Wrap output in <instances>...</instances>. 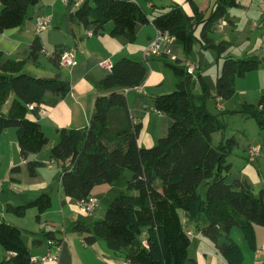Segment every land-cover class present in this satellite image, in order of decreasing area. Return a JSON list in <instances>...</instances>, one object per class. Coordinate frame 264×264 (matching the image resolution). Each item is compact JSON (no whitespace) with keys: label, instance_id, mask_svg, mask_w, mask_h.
Masks as SVG:
<instances>
[{"label":"trees","instance_id":"1","mask_svg":"<svg viewBox=\"0 0 264 264\" xmlns=\"http://www.w3.org/2000/svg\"><path fill=\"white\" fill-rule=\"evenodd\" d=\"M40 1L0 0V36L33 18L32 10ZM185 1L191 7L190 14L172 3L167 12L150 18L138 0H85L71 13V19L85 28L93 27L96 33L113 22L111 35L126 36L131 42L136 40L139 24L152 23L157 30L174 36L186 57L194 53L196 41L205 49L214 48L224 57L216 79V97L231 99L236 93L237 78L264 67V57L256 54L241 59L226 57L230 43H216L210 36L221 20L228 19L230 9L240 6V1L216 0L213 7L206 9L196 0ZM68 48L56 47L52 57L55 64H60ZM43 50L40 37L32 41L27 57L20 60L6 58L0 50V136L8 128L16 129L21 156L32 176L43 163L29 157L49 142L39 122L46 95L52 94L57 101L71 91L70 82L59 75L39 77L24 71L28 61L38 64ZM172 61L166 64L176 75V88L153 96V106L173 122L166 136L152 147L138 143L142 125L134 122L126 94L127 89L145 82L149 68L143 61L126 56L97 82L102 92L94 99L90 124L59 131L60 139L49 157L62 170L61 185L66 196L78 202L92 196L97 184H114L124 169L133 172L127 190L110 201L102 219L91 225L75 224L74 230L84 234L88 244L104 239L111 250L124 254L131 264H188L195 260L189 252L192 235L180 215L184 210L190 220L205 216V224L197 228L216 243L223 257L219 264H244V251L230 234L239 227L250 248L257 251L255 226H264V188L256 193L246 180L230 179L229 157L238 141L235 137L214 141V133L222 131L225 124L207 106L213 90L202 75L196 74L194 79L187 72V63L182 64L178 58ZM197 84L201 98L193 92ZM10 96L13 99L5 113L3 107ZM231 112L255 118L264 131V90L256 104L239 103ZM12 171L20 172V166ZM204 182L207 190L201 192ZM51 207L52 196L43 192L24 204H8L6 210L25 217L31 208H36L39 221ZM51 234L54 232L48 230L46 236ZM222 234L229 241L220 243ZM22 235L19 226L0 221V244L7 256L12 251L17 253L11 259L6 256L3 264H31L30 248Z\"/></svg>","mask_w":264,"mask_h":264},{"label":"crops","instance_id":"2","mask_svg":"<svg viewBox=\"0 0 264 264\" xmlns=\"http://www.w3.org/2000/svg\"><path fill=\"white\" fill-rule=\"evenodd\" d=\"M239 1L240 6L235 8L245 7L242 5L241 0ZM254 1L259 2L261 0H247V11L252 10ZM58 3H61L65 8H58ZM138 3L150 18L166 11V5L162 4L164 8L155 13L154 11L160 6H157L154 0H145L143 3L141 0H138ZM172 3L181 5L184 10L186 9L185 11L188 14L192 12L189 3L185 0H172ZM198 5L202 9H206L213 7L215 4L212 6L209 0H205L203 6L199 3ZM39 12L48 13L53 17L52 25L41 32H38L35 21V15ZM230 12L228 19L222 21L225 22L224 24L219 22L216 25V28L221 29L230 23L233 27L235 26L230 36L224 33V36L218 39L213 37V32L210 34L215 42L226 40L230 43V48L225 56L241 59L256 54L264 57V37L262 36L264 34L260 35L257 31L258 37L251 40V34L255 32L253 29L259 26L264 27L262 18L261 22L257 19H248L247 23L239 27L240 24L235 19L237 16L234 15L233 19L230 16ZM71 13L69 7L59 0H41L32 10L33 18L28 19L19 27L6 30L0 36V50L4 52L6 58L16 60L26 58L32 41L36 37H40L44 50L39 56L38 64L28 61L24 71L39 77L59 75L71 84V91L57 101H55V97L52 94L48 93L46 95L45 103L40 111L39 122L49 137V142L42 151L31 154L29 157L30 160L48 164V167L51 169L53 167H50L51 165L48 163L50 150L60 139L59 131L63 128H85L90 124L94 99L98 93L102 92V90L98 89L97 82L103 80L111 72L112 68L105 66L103 64L104 61H108L113 65L121 57L126 56L143 61L150 70L145 82L141 86L129 88L126 92L130 113L134 122L142 125L138 136L140 146L152 147L155 145L158 141V132H154L152 128L162 123L163 130L160 131L159 137L161 138L164 135L166 136L173 122L171 117L155 109L153 106V96L166 93L176 87L177 79H168L167 73L164 71V61L165 63L174 61L167 56L144 57V48L155 38L157 28L152 23L139 24L136 28V40L131 42L126 36L114 37L111 35V30L114 26L113 22H108L103 31L96 33L93 27L85 28L82 24L73 22ZM263 15L264 12L262 13V17ZM89 30L94 31L92 35H88ZM196 34H199V29ZM61 45L69 47L68 50L77 58V65L66 67L54 63L52 57L56 47ZM168 48L173 55L182 61V64L183 61L184 64L188 62L193 63L196 67V74L202 75L213 90L216 86L217 77L213 79L207 76L205 56L209 58L208 67L216 65L217 76L221 72L224 57L221 58L217 51H215L217 53L213 54L210 52L211 49L206 50L205 48L199 50L201 56L198 54V59L193 54L190 57H186L181 46L176 41L169 43ZM161 69L162 73H160ZM235 88V95L229 99L232 100L231 103L227 102L224 106L222 98H215L217 111L214 112H222L223 114L226 112L228 118L236 116L243 127L230 134L224 133V135H220L218 141L230 137L237 139L238 145L229 157V162L231 163L230 179L240 178L246 180L254 188L255 192L259 193L264 188V147L261 153L254 159H250L248 150L254 145H264V131L256 124L255 134L253 135L254 130L248 133L246 123L253 124L250 121L254 119L246 116L244 113L231 111L239 103L250 102L256 104L258 102L264 90V67L249 72L244 77L237 78ZM207 106L209 108L208 101ZM212 107H214V103ZM8 149L12 153L9 156L6 155ZM6 159L8 168L11 170V179L14 183L8 185V190L4 193L6 195L5 200L2 198L4 195H0V221L4 220L17 225L23 230L22 238L30 248L32 258L36 256L41 257L46 255L50 250H54L57 240H60V242L58 241L60 247L58 259L46 261L44 264H131L124 254L111 250L104 239L99 238L95 243L88 244L85 241V235L74 230L75 224L85 223L91 225L102 218L96 216L97 218L95 219L97 220L92 223H89L88 219L84 218V214L79 209L78 202L66 196L63 191L61 185L62 170L59 166V185L55 188L48 182V177H45L42 173L39 174L36 171V175L32 176L30 174L27 161L21 156L16 129L8 128L0 136V160L5 161ZM15 166H20V172L12 171V168ZM40 179L42 181H38ZM43 192L52 196V207L41 214L39 221L36 218V226H26L28 221H23L25 220L23 217H17L8 211L7 213L4 211L8 204H24L27 201L35 199ZM91 195L94 196L93 193ZM116 195L115 192L111 193V197L113 198ZM57 201V207L60 209L57 213L61 212V217L56 216L54 213ZM30 210L33 209L31 208ZM180 215L187 226L186 229L192 231L194 235L190 219L187 218L186 214L183 216L181 212ZM60 225L63 226V230H61ZM48 230L54 232V234H51V237L46 236ZM201 231L199 230V232ZM50 239L52 242H50ZM257 247V249L260 248L258 239ZM258 254H256V257L259 258ZM6 256L7 252L0 244V264L4 263ZM220 262H223V258L218 256L214 257L212 264H219ZM188 264L196 263L189 262ZM197 264L208 263L204 262L200 256Z\"/></svg>","mask_w":264,"mask_h":264},{"label":"rangeland","instance_id":"3","mask_svg":"<svg viewBox=\"0 0 264 264\" xmlns=\"http://www.w3.org/2000/svg\"><path fill=\"white\" fill-rule=\"evenodd\" d=\"M156 5L157 6H160V7H157L156 11H154L155 13L158 12V10L164 8L162 6V4H165L166 5V11L167 12L169 9H170V6L171 5V1L172 0H154ZM204 1L205 0H197V2L203 6L204 5ZM212 4V6L215 4L216 0H209ZM247 0H241V3L243 6L245 7H242V8H232L230 9V16L233 17L234 19V15H236L237 17H235L236 19V22L240 24L239 27H242L244 25V23H247V20L248 19H257V20H260L259 22H261V18L263 19L264 18V15L262 17V13L264 12V0H261L259 2H255L253 5H252V10L251 11H247L248 9V4L246 3ZM141 2H145V0H141ZM65 8L62 6L61 3H58V8ZM66 10V9H64ZM186 10V9H185ZM247 11V12H246ZM154 13V14H155ZM163 13V14H164ZM56 20V19H55ZM222 24V22H221ZM262 24H263V20H262ZM264 25V24H263ZM235 27V26H234ZM232 26V24H228L225 28L221 29V28H216V30L213 31V37L215 38H222L224 35V33H226L227 35L230 36V33L232 31V29L234 28ZM255 32H253L251 34V40H254L258 37L257 35V31L258 33L261 35V34H264V27L262 26H259L258 28H254L253 29ZM157 34H158V30H157ZM157 34L155 36V38L144 48V50L153 43V41L156 39L157 37ZM226 36V35H225ZM264 37V35H262ZM228 40V38H227ZM216 43H219V42H216ZM164 49L166 50H169L168 48V43L164 46ZM200 49H204L202 46H201V43L199 41H196V44H195V50H194V57L198 59L197 55L200 54L201 56V52L199 51ZM210 50L211 53L215 54L217 52L216 49L214 48H208ZM206 49V50H208ZM170 55H172L171 53L169 52H162L161 54L159 53L158 55L156 56H167L169 57ZM191 63V62H190ZM209 63V58L207 56H205V64H206V72H207V76H209L210 78H213L215 79L217 77V68H216V65H212L211 67H208V64ZM223 64V62H222ZM164 71L165 73H167V78L168 79H176V75L174 74V71L172 70L171 67H169L165 61H164ZM26 69V67H25ZM150 71V70H149ZM160 73H162V69L160 71ZM209 74V75H208ZM191 75V74H190ZM193 76V78L195 79L197 77L196 75V72L191 75ZM176 88V87H175ZM174 89H171L167 92H171ZM216 86L213 88V96L208 98L207 101L209 102V110L212 111L213 113H215L214 111H217V105H216V101H215V98H216ZM193 92L195 93V95H197V98H201L200 97V93H201V89L199 87V85L197 84L195 87H194V90ZM13 99V96H10L8 102L5 103L4 107H3V111L5 113H7L8 109H9V106L11 104V101ZM232 100H224L223 99V104L224 106L226 105V103H231ZM214 103V107H212V104ZM228 113V112H227ZM215 114H219V117L222 119V120H225L223 121V123L225 124V127L222 129V131L218 132V133H214L215 136H214V141L215 142H219L218 141V138L219 136L222 134L224 135L225 134H230L232 133L233 131H236L237 129L239 128H242V124L240 123V121L237 119L236 116L234 117H227V114L226 112L223 114L222 112H219V113H215ZM242 114V113H241ZM240 115V114H238ZM255 120H251L250 122H252L253 124H247L246 123V126L248 128V133H250L252 130H254V133L253 135L255 134V129H256V124H257V121L255 118H253ZM12 129H15V128H12ZM152 130L154 132H158V138L157 140L159 139L160 137V131L163 130V126H162V123H160L158 126L152 128ZM163 136V135H162ZM165 136V135H164ZM229 136V135H228ZM157 143V142H156ZM10 149H8L6 155H11L12 153L9 152ZM49 162H52L50 159L48 160V163ZM50 167H53V169L49 168L48 167V164H43V165H40L38 166L37 168V171L38 173H42L45 177H48V182L50 183V185H53L54 188L59 185V172H58V165H56L55 163H53L52 166ZM51 169V170H50ZM10 168H8V163H7V159L5 161L3 160H0V187H1V190H0V195H4V193L8 190V185H11L13 184L14 182L12 181L11 177L12 175L10 174ZM51 171V172H50ZM133 176V172L132 170L130 169H124V171L120 174L119 178L116 180V182L114 184H97L94 189H93V194H94V197L98 198L99 200V206L98 208L96 209V211L94 212L95 214L94 215H86L84 213L83 216L84 218L88 219L89 223H92L94 222L95 218H97L98 216H100L101 218H103L106 210H107V207L109 205V202L111 201V193L112 192H115L117 195L121 192V191H126L127 190V181L129 179H131ZM40 177V176H39ZM38 181H42V179L38 180ZM41 183V182H40ZM207 190V183L204 182L201 186H200V191L201 192H205ZM14 192V191H13ZM16 192V191H15ZM55 192L57 194V191L55 189ZM3 200H5L6 198V195H4V197H2ZM58 205V201L56 202V208H54V213L56 214V216L58 217H61L62 216V213L60 212L59 214L57 213V211H60V209L57 207ZM33 210H29L28 214L23 217L25 220L23 221H28L27 225L26 226H36L37 225V222H36V214H37V209L36 208H32ZM6 213H7V210L5 209L4 210ZM180 212L182 213V215L184 216L186 213L184 210H180ZM7 215H11V214H7ZM97 216V217H96ZM202 218H198L197 221L191 219V226L192 228L194 229V235L191 236V239H192V244L190 246V257L193 258L195 260V263L197 264V262H199V258L201 256V259L204 261V262H207L208 264H212L213 263V259L214 257H222L221 255V252L219 251L218 247L216 246V243L214 241H212L210 238H208L202 231L199 232V230L197 229V225L200 224V226H202L204 223H205V216H201ZM84 220V219H83ZM256 233H257V239H258V244L260 245V248L257 249V251H254L250 248V246L248 245L245 237H244V234L242 232V230L239 228V227H234L231 231V234H230V237L236 241V243L240 244L243 251H244V254H245V262L244 264H264V226H261V225H256ZM28 228H32V227H28ZM60 228L61 230H63V226L60 225ZM187 228V226H186ZM220 243H223V242H227L229 241V239L227 238L226 234H222V236L220 237L219 239ZM259 253L260 257H256V254ZM206 254L207 255V258H206Z\"/></svg>","mask_w":264,"mask_h":264},{"label":"built area","instance_id":"4","mask_svg":"<svg viewBox=\"0 0 264 264\" xmlns=\"http://www.w3.org/2000/svg\"><path fill=\"white\" fill-rule=\"evenodd\" d=\"M63 4H65L67 7H69L70 11L73 12L76 9H78L84 2L85 0H59ZM263 24H264V18ZM35 21H36V26L38 32H41L47 28H49L52 25L53 17L52 15L44 12H39L35 15ZM223 20L220 21V23ZM225 22H222L224 24ZM93 30L88 31V35L93 34ZM175 41V37L169 34L168 32H161L158 30V34L156 39L153 41L151 45H149L145 50H144V57H149V56H156L159 53L161 54L162 52H169L171 53L170 50L164 49V46L168 43H172ZM172 54V53H171ZM171 58L174 60L177 57L175 55H170ZM60 64L66 67H73L77 65L78 61L75 55L69 51L66 50L62 53L61 58H60ZM103 64L107 67H112L111 63L108 61H104ZM187 72L191 75H193L196 72V67L193 63H187ZM264 145H254L249 148V157L250 159H254L256 156H258L261 151L263 150ZM50 165H53V161L49 162ZM78 206L79 209L82 213L86 215H90L96 211V209L99 206V200L98 198L94 196H90L88 198L82 199L78 201ZM189 235H193L192 231H188ZM59 245H55L54 250H50L46 255H43L41 257H33L31 258V264H44L46 261H53L57 260L59 257ZM17 253L15 251L10 252V254L7 256L8 259H11L15 257ZM257 256H260L259 254Z\"/></svg>","mask_w":264,"mask_h":264},{"label":"water","instance_id":"5","mask_svg":"<svg viewBox=\"0 0 264 264\" xmlns=\"http://www.w3.org/2000/svg\"><path fill=\"white\" fill-rule=\"evenodd\" d=\"M58 76V75H57Z\"/></svg>","mask_w":264,"mask_h":264}]
</instances>
